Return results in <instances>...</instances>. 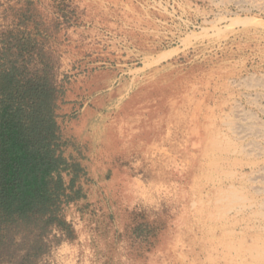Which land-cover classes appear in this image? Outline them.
<instances>
[{
	"label": "rangeland",
	"instance_id": "374dc122",
	"mask_svg": "<svg viewBox=\"0 0 264 264\" xmlns=\"http://www.w3.org/2000/svg\"><path fill=\"white\" fill-rule=\"evenodd\" d=\"M22 31L85 175L0 264H264V0H0V54Z\"/></svg>",
	"mask_w": 264,
	"mask_h": 264
},
{
	"label": "trees",
	"instance_id": "16d2710c",
	"mask_svg": "<svg viewBox=\"0 0 264 264\" xmlns=\"http://www.w3.org/2000/svg\"><path fill=\"white\" fill-rule=\"evenodd\" d=\"M34 43L22 31L0 54V232L13 227L43 233L55 227L68 236L62 209L82 198L77 183L85 171L64 154L57 90L45 66L30 71L23 59ZM11 50L14 59L8 58ZM137 231L146 233L145 240L153 234L147 224L137 225Z\"/></svg>",
	"mask_w": 264,
	"mask_h": 264
}]
</instances>
